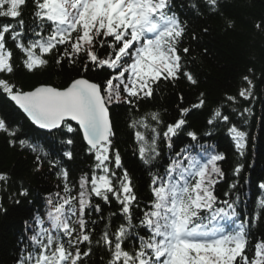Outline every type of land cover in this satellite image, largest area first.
Masks as SVG:
<instances>
[{"label":"trees","instance_id":"16d2710c","mask_svg":"<svg viewBox=\"0 0 264 264\" xmlns=\"http://www.w3.org/2000/svg\"><path fill=\"white\" fill-rule=\"evenodd\" d=\"M217 2L218 8L210 9L206 0H168L170 13L186 28L177 45L181 56L179 79L159 80L153 85L151 97L133 99L131 105L125 102L128 98L121 86V102L114 101L109 106L114 133L109 161L113 186L119 188L126 172L136 197L127 214L111 194L109 202L105 203L92 193L90 182L96 161L77 125H73L76 130L71 133L66 132V128L52 133L39 131L0 94V119L5 120L7 128V131L0 130V175L6 177L0 180V264H18L21 257L24 264H35V259L29 261L28 253L35 258L47 234L63 238L65 248L72 252L67 264L76 259L77 248L82 254L78 264H110L115 235L120 228L125 229L120 241L122 251L135 257L146 243L158 239L149 235L151 229L143 224V214L153 211L152 205L156 202L153 179L156 186L175 185L178 191L184 186L191 189L199 179L195 173L212 155L224 157L216 162L223 176L216 177L218 182L212 190L218 202L225 199L232 202L234 212L231 218L216 214L213 219L215 208L223 207L217 203L212 211L200 213L205 218L202 223L209 230L225 228L224 234L242 230L247 243L245 254L249 259L254 258L255 246L264 245V189L259 187L264 183V0ZM36 11L34 0H27L19 18L2 17L3 25H11L13 31L22 35L14 41L10 33L5 34L6 47L13 53L14 71L0 73V79L23 91L41 85L63 89L80 77L105 84L114 74L113 70L107 66H96L93 70L89 65V70L83 71L87 63L84 52L76 57L75 63L67 58L57 63L66 45L50 54L36 49V54L47 64L38 65L33 71L24 67L26 57L16 44L27 46L29 41L37 39L41 26L46 38L53 27L51 22L36 18ZM228 21L232 22L231 26ZM257 23L261 28L256 27ZM184 48L189 49L186 55ZM92 50L98 59H108L111 53L107 45L102 47L99 42ZM130 62L131 57H126L122 64ZM184 71L190 72L196 83L189 82ZM241 90H245L247 98L240 95ZM184 108L190 109L186 116L181 115ZM154 113L159 115V122L152 119ZM179 119H185V125L170 140L166 139L167 127ZM232 127L245 133L243 150L236 147ZM137 132L143 136L142 140L136 138ZM190 132L196 136L195 140L188 135ZM141 147L145 148L143 157ZM65 153H71V158ZM117 154L121 158L119 168L115 165ZM237 167L241 169L238 174ZM82 180L85 181V198L89 201L83 219L90 241L72 246L63 236V230H56L55 207L52 206L62 203L67 196L70 206L78 210ZM65 183L70 190L68 193L64 192ZM22 191L27 194L21 195ZM170 200L171 197L169 203ZM97 205L99 211L95 210ZM68 209L69 205H65L64 212ZM71 219L73 226L79 229L77 218ZM33 235L38 237L35 242L31 239ZM78 235L77 231L72 239L76 240ZM105 237L112 240V249L105 245ZM89 249L91 254L84 257L83 253ZM52 251L47 250L50 257ZM146 251L154 260L151 250ZM122 259L116 264H122Z\"/></svg>","mask_w":264,"mask_h":264},{"label":"snow or ice","instance_id":"6c2138e0","mask_svg":"<svg viewBox=\"0 0 264 264\" xmlns=\"http://www.w3.org/2000/svg\"><path fill=\"white\" fill-rule=\"evenodd\" d=\"M26 2L27 0H0V17L13 20L19 18L22 15L21 8L26 5ZM34 2L37 8L36 18L51 22L53 27L46 38L41 26V30L36 33L37 39L29 41L27 46L23 43L16 44L26 57L23 65L28 71H33L38 65L47 64L45 59L36 54V49H39L42 54H50L59 46L66 45L57 63H61L64 58H67L70 63H75L76 57L84 52L87 63L83 66V71H88L89 65L93 66V70L96 66H107L113 70L114 74L103 85L80 77L74 78L63 89L39 86L31 91H23L0 79V89H3L14 105L41 129L66 128V132L71 133L76 130L72 124L75 122L89 146L88 151L94 153L96 167L107 174L110 171L107 162L110 159L111 138L114 135L110 124L109 106L114 101L121 102V86L127 94L128 99L125 102L131 105L133 99L151 97L153 85L159 80L179 79L181 56L177 45L186 28L175 14L170 13L168 0H42V2L34 0ZM206 6L217 9L218 2L206 0ZM231 23L228 21L229 26ZM256 27L261 28V24L257 23ZM9 33L14 41L22 35L20 32L13 31L12 26L8 24L0 29V73L7 74L14 71L11 62L13 53L5 43V34ZM73 33H75L74 36ZM145 33L155 34V36L154 38L146 37ZM97 38L101 39L98 41ZM97 42L102 47L107 45L111 49L108 59H98L96 52L92 50ZM183 52L186 55L189 49L184 48ZM126 57H131L132 62L124 65L122 61ZM116 69L121 70L116 72ZM125 72L129 73L127 80H125ZM183 75L189 82L196 83L190 72L184 71ZM245 79L248 78L245 77ZM240 95L247 98L245 90H241ZM228 99L233 98L228 97ZM202 103L203 101L201 105ZM189 111L188 108L181 109V115L186 116ZM216 115L219 116L220 112L217 111ZM152 119L159 122V115L154 113ZM224 120L227 121L228 117L225 116ZM185 123V119H179L175 124H170L164 137L170 140ZM0 130L7 131L4 119H0ZM230 131L235 135L236 147L243 150L245 133L237 131L236 127H232ZM135 135L138 140L143 139L141 133L137 132ZM188 135L193 140L196 139L193 133L190 132ZM21 144L23 145V140ZM144 153L145 148L141 147V157ZM65 155L71 158V153H65ZM222 159H224L222 155H212L195 173L199 179L191 189L184 186L178 191L175 185L170 188L164 185L156 186L154 178L152 191L156 202L152 205L153 211L143 214V224L151 229L149 235L158 239L150 240L136 253L135 257H131L128 252L122 251L120 241L125 234V229L120 228L115 235L110 264L121 262V258H123L122 264H136L137 261L138 264H238V261H243V264H264V245L258 243L255 246L252 259L245 254L247 243L242 230L224 234L222 228L214 227L209 230L202 223L205 218L200 213L212 211L217 203L222 204L223 207L215 208L213 219L216 214H221L226 219L231 218L234 212V204L227 199L218 202L212 190L218 182L216 177L223 176L220 167L216 165V162ZM115 165L117 168L121 166V158L118 154L115 156ZM208 165H211V168ZM240 170V167H237L235 172L238 174ZM3 179L6 177L0 175V180ZM91 185V191L96 197L108 203L109 194H111L122 206L123 213L130 212L136 197L126 172L119 188L113 186L112 180L107 175L93 176ZM80 186L79 209L71 207L69 198L66 196L63 202L55 207L53 216L57 230H63V236L67 237L69 245L72 246L78 242L90 241V236L85 233L86 224L83 219L89 203L85 198V181L82 180ZM259 187L264 189V183H261ZM69 191L65 183L64 192ZM20 194L27 193L22 191ZM169 197H171L170 203ZM65 205H69L67 213L64 212ZM95 210L99 211V205ZM71 217L77 218L76 223L79 229L73 226ZM77 231L79 235L76 240H73L72 236ZM218 232L220 235H217ZM31 239L35 242L38 237L33 235ZM104 243L112 249L111 239L105 237ZM48 249L53 250L52 257L48 255ZM146 250H151L154 260ZM90 254L91 249L84 252L83 256L87 257ZM81 255L77 248L76 259L72 261V264H78ZM70 256L72 252L65 248L63 238L56 239L52 234H47L46 241L40 242L39 252L35 258L32 253H28L29 261L35 259V264H57V262L67 264ZM18 264H24L23 257Z\"/></svg>","mask_w":264,"mask_h":264},{"label":"bare ground","instance_id":"6f19581e","mask_svg":"<svg viewBox=\"0 0 264 264\" xmlns=\"http://www.w3.org/2000/svg\"><path fill=\"white\" fill-rule=\"evenodd\" d=\"M3 23H4V19L2 17H0V29H2ZM5 40H7V36H5ZM5 43H6V41H5ZM29 91H31V90H29ZM223 230L225 231V228H223Z\"/></svg>","mask_w":264,"mask_h":264},{"label":"rangeland","instance_id":"374dc122","mask_svg":"<svg viewBox=\"0 0 264 264\" xmlns=\"http://www.w3.org/2000/svg\"><path fill=\"white\" fill-rule=\"evenodd\" d=\"M145 36H146V35H145ZM146 37H147V36H146ZM151 38H154V37H151ZM100 175H106V174L103 172V173H100L99 176H100Z\"/></svg>","mask_w":264,"mask_h":264},{"label":"water","instance_id":"95a60500","mask_svg":"<svg viewBox=\"0 0 264 264\" xmlns=\"http://www.w3.org/2000/svg\"><path fill=\"white\" fill-rule=\"evenodd\" d=\"M42 86H44V85H42ZM39 87V86H38ZM38 127V126H37ZM39 128V127H38ZM39 129H41V128H39ZM41 130H45V129H41ZM45 131H52V130H45Z\"/></svg>","mask_w":264,"mask_h":264}]
</instances>
